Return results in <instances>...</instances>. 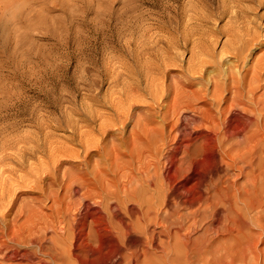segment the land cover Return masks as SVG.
<instances>
[{"label": "bare ground", "instance_id": "obj_1", "mask_svg": "<svg viewBox=\"0 0 264 264\" xmlns=\"http://www.w3.org/2000/svg\"><path fill=\"white\" fill-rule=\"evenodd\" d=\"M231 35L227 53L238 68L206 81L209 86H194L196 63L187 81L180 75L162 91L148 85L151 100L144 110L131 109L140 90L129 83L105 99L112 112H102L93 102L72 111L64 121L71 131L68 140L49 135L43 142L49 158L46 167V159L42 163V193L19 205V217L0 214V260H12L8 240H13L22 248L23 243L36 244L42 254L24 264H264V49L242 69L250 46L259 42L258 33L248 30V40ZM204 59L203 66L208 64ZM124 68L131 77L138 75L136 67ZM96 128L103 133L100 142ZM76 145L84 156L76 153ZM94 147L98 158H91ZM63 156L81 157L84 163L77 158L81 163L67 162L71 166L62 169ZM79 188L85 191L81 196ZM82 203L84 211L78 207ZM30 250L25 253L31 255Z\"/></svg>", "mask_w": 264, "mask_h": 264}, {"label": "rangeland", "instance_id": "obj_2", "mask_svg": "<svg viewBox=\"0 0 264 264\" xmlns=\"http://www.w3.org/2000/svg\"><path fill=\"white\" fill-rule=\"evenodd\" d=\"M0 16V214L11 213V217H19L17 214H20V211L17 209L22 202H31L35 196L42 193L40 179L49 158V155H46L49 151L43 147V142L49 135L50 137L62 136L60 137L62 141L69 137L71 131L65 122L73 114L72 111H81L86 102H93L94 107L104 109V112H112L111 106L105 102V99L109 98L115 90L127 87L129 83L135 86L138 84L137 87L140 90V94L135 97L134 105L136 106L132 105L131 109L144 110L151 100L147 94L148 85L158 86L159 89L162 88L160 90L162 91L167 83L181 78L180 75L182 80L187 81L193 74L191 72L193 66L197 69L196 63L197 65L200 63V67L197 74L194 73V76L196 75L193 79L194 86H209L211 78L225 76L231 66L236 67L237 62L234 57L227 53L231 47L230 40L233 39L231 35L233 32L243 35V37L239 35L242 40L244 37L248 40V30L258 33L259 37V42L251 45L250 50L247 51L246 62L241 61V64L238 61L243 66L242 69L250 64L255 58L254 55L264 49V0H0ZM243 32L246 33L242 34ZM202 58H205L209 65H201ZM128 64L136 67L140 77L130 76L124 68V65ZM235 67L234 70H237L238 67ZM147 68L148 70H145ZM141 70L150 74L147 73L144 77L141 75ZM149 76L154 80L151 81ZM91 98H95L96 101ZM126 109H129L128 104ZM157 119L160 120V117ZM127 126L126 129H129L131 124ZM95 130L94 137L97 135L95 140L100 142L99 137L103 133L97 128ZM17 147L22 148L20 150ZM75 149L80 151L76 153H79L81 157L85 155L83 148L80 149L76 145ZM94 153L96 155L91 158H98L99 149L94 147L92 154ZM73 157L75 156L61 158L65 163L62 169L66 167L68 169L71 163H84L83 158ZM77 158L82 161L80 162ZM43 159H46L44 163ZM38 165L44 167L40 169ZM33 171L37 175L32 174ZM79 189L81 196L85 191L84 189L81 191L82 188ZM5 192L6 198L2 201L1 195ZM44 201L47 204L49 200ZM91 203H93L92 206L96 205L94 201ZM78 207L82 208V211L86 209L83 203L78 204ZM8 241L10 251H7L9 256L13 257H10L12 260L4 259V262L3 258H0L1 264H10L9 261H14V264L16 262L24 264L26 261H32L33 257L36 261L38 256L42 255L37 252L38 246H34L36 244L23 243L26 245L23 246L20 243L24 247L22 248L16 241V244L11 242L13 240ZM25 251H28V254ZM32 252L37 254L33 255ZM17 254L18 256L20 254V257Z\"/></svg>", "mask_w": 264, "mask_h": 264}]
</instances>
